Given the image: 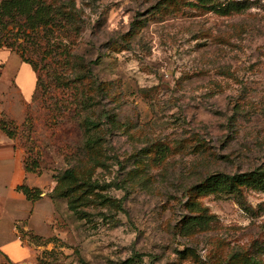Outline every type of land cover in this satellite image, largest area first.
Masks as SVG:
<instances>
[{
    "label": "rangeland",
    "instance_id": "rangeland-1",
    "mask_svg": "<svg viewBox=\"0 0 264 264\" xmlns=\"http://www.w3.org/2000/svg\"><path fill=\"white\" fill-rule=\"evenodd\" d=\"M239 1L222 17L196 0H43L36 29L0 15L16 44L0 49V130L55 205L33 264H264V191L203 187L264 172V0ZM23 52L31 93L14 80ZM70 169L97 182L88 201L70 188L78 214L55 192Z\"/></svg>",
    "mask_w": 264,
    "mask_h": 264
},
{
    "label": "crops",
    "instance_id": "crops-1",
    "mask_svg": "<svg viewBox=\"0 0 264 264\" xmlns=\"http://www.w3.org/2000/svg\"><path fill=\"white\" fill-rule=\"evenodd\" d=\"M14 80L22 93H31L35 72L22 62ZM23 185L40 187L27 172L24 155L14 140L0 130V264H33L38 252L27 234L49 237L52 232L53 201L48 198L29 201L18 191Z\"/></svg>",
    "mask_w": 264,
    "mask_h": 264
},
{
    "label": "trees",
    "instance_id": "trees-1",
    "mask_svg": "<svg viewBox=\"0 0 264 264\" xmlns=\"http://www.w3.org/2000/svg\"><path fill=\"white\" fill-rule=\"evenodd\" d=\"M197 5L199 8L206 10L208 12H215L220 16L229 17L233 14H241L249 9V3L246 1H239V0H196ZM43 0H4L1 2L0 5V15L6 18H17L22 17L26 20L27 24L36 29L40 25H44L45 22L49 19V14L47 12L48 7L46 5H42ZM75 8V7H74ZM70 14H66V17L70 19ZM137 26L133 27L132 32H135ZM25 39V44L29 42V39L26 35H23ZM8 45L9 48H14L16 45L15 43H8L0 44V49L4 46ZM21 58L24 63L30 64L33 69L36 71V68L32 65V63L25 58V53L21 54ZM85 126L89 131L92 132L93 129H99L102 127V122H95L91 119H87L85 121ZM3 131L6 135L13 139L14 136L6 131L3 128ZM87 148L89 151H94L101 146V143L90 138L86 143ZM163 154V150L159 151V155ZM164 155V154H163ZM166 155V153H165ZM165 155L163 156L165 158ZM163 158V159H164ZM98 167L103 168V164L101 161H96ZM27 169V168H26ZM27 172H31L27 169ZM97 182H94L92 177L85 178V180L78 175L76 170L70 169L67 170L59 180V186L56 189V193H60L62 190L63 185H68L69 190L67 191L66 197L69 198V206L71 211L75 213H79V201L84 197H80L77 194H74L76 191H70V188H77L80 187L82 189H86L88 193L85 196L86 200L88 201L89 194L94 193L96 188ZM205 187V191L210 192L211 194H216L219 192L220 194H231L241 189V187H252L253 190H261L264 191V172H250L244 174H235V175H226L224 173H215L203 184ZM18 191L23 193L29 201H36L41 198V194L39 195L38 188H30L27 185L20 186ZM73 193V194H71ZM97 198L102 200L105 205L114 206L115 202L108 196H103V194H98ZM118 207V206H116ZM120 209V206L118 207ZM195 220L198 218H194ZM29 239L37 240L43 237L35 236L31 233L27 234Z\"/></svg>",
    "mask_w": 264,
    "mask_h": 264
}]
</instances>
